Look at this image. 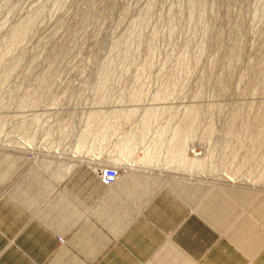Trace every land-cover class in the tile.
Instances as JSON below:
<instances>
[{"label":"rangeland","instance_id":"1","mask_svg":"<svg viewBox=\"0 0 264 264\" xmlns=\"http://www.w3.org/2000/svg\"><path fill=\"white\" fill-rule=\"evenodd\" d=\"M237 184L264 192V0H0V200L191 216Z\"/></svg>","mask_w":264,"mask_h":264},{"label":"crops","instance_id":"2","mask_svg":"<svg viewBox=\"0 0 264 264\" xmlns=\"http://www.w3.org/2000/svg\"><path fill=\"white\" fill-rule=\"evenodd\" d=\"M237 186L255 198L212 206L214 189L208 207L191 208V216L165 198L132 216L125 205H82L72 190L57 194L64 200L59 206L6 196L0 200V264H264V192Z\"/></svg>","mask_w":264,"mask_h":264},{"label":"built area","instance_id":"3","mask_svg":"<svg viewBox=\"0 0 264 264\" xmlns=\"http://www.w3.org/2000/svg\"><path fill=\"white\" fill-rule=\"evenodd\" d=\"M119 177V171L117 168H106L102 172V180L105 184H112L114 181H116Z\"/></svg>","mask_w":264,"mask_h":264}]
</instances>
